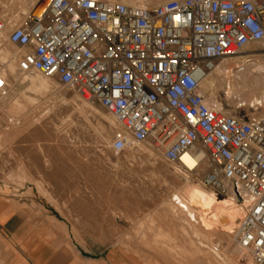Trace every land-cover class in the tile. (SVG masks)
<instances>
[{"label":"built area","instance_id":"obj_1","mask_svg":"<svg viewBox=\"0 0 264 264\" xmlns=\"http://www.w3.org/2000/svg\"><path fill=\"white\" fill-rule=\"evenodd\" d=\"M6 27L18 70L77 89L115 117L114 151L151 140L167 163L233 196L243 210L234 239L264 264V107H210L201 88L220 61L264 40V0H48L22 20L0 16ZM8 87L0 72V92Z\"/></svg>","mask_w":264,"mask_h":264},{"label":"rangeland","instance_id":"obj_2","mask_svg":"<svg viewBox=\"0 0 264 264\" xmlns=\"http://www.w3.org/2000/svg\"><path fill=\"white\" fill-rule=\"evenodd\" d=\"M136 1L155 5L163 0ZM40 4L41 0H0V16L22 20ZM9 32L8 27L0 35V72L9 80L6 92L0 93V197L49 201L71 218L83 241L118 249L128 264H167L164 257L177 262L187 257L190 264L200 259L207 264L201 243L214 247L215 261L240 260L230 235L225 234V241L219 237L222 229L232 231L234 226L215 222L214 229L204 232L200 215L173 213L169 203L178 189L189 195L193 206L208 210L225 197L202 189L198 182L191 183L192 190L184 186L185 177L163 159L151 140L142 147L130 144L123 152L114 151L111 145L118 124L112 114L54 78L25 77L18 70V49L7 41ZM263 43L223 59L220 69L237 73L241 64L264 65ZM254 73H260L264 83V69ZM208 79L214 81L211 93L204 84L208 100L227 102L233 110L246 113L264 107L255 101L259 92L244 93L245 101L227 97L225 73L214 71ZM6 257L5 240L0 236V264ZM245 264L251 263L246 260Z\"/></svg>","mask_w":264,"mask_h":264},{"label":"crops","instance_id":"obj_3","mask_svg":"<svg viewBox=\"0 0 264 264\" xmlns=\"http://www.w3.org/2000/svg\"><path fill=\"white\" fill-rule=\"evenodd\" d=\"M71 221L49 201L0 197V236L7 249L4 264H128L118 249L83 241ZM164 260L167 264H190L187 257L180 262ZM196 264L205 263L197 259Z\"/></svg>","mask_w":264,"mask_h":264},{"label":"bare ground","instance_id":"obj_4","mask_svg":"<svg viewBox=\"0 0 264 264\" xmlns=\"http://www.w3.org/2000/svg\"><path fill=\"white\" fill-rule=\"evenodd\" d=\"M111 1H117V0H111ZM126 1L130 2V3L126 2L127 4H133V5L134 4H144L143 2L142 3H135L136 0H126ZM139 2H141V1H139ZM47 4H48V0H41V4L38 6L35 13H32L31 15H37V14L41 13L42 11H44ZM6 28H8V27H6ZM5 29L3 30L4 32H5ZM3 31H0V35ZM249 46L250 45H248L247 48ZM237 69H239L237 71V73H234L232 71V69L231 70L219 69L220 73H225L228 77V83H227V86L225 87V91H224V92H226L227 97H229V98L230 97H236V98H238V100L240 98V101H245L244 99H242L244 93H246V92H259L260 96L259 97L256 96L255 101H256V103H260L261 105H264V83L262 82V79H261L262 75L260 73H258V74L254 73L256 70H263L264 65L250 62L247 64L238 65ZM239 72H241V73H239ZM23 73H24L25 77H27V78H30V76L37 77V76H39V74L42 75L39 72H27L26 71ZM209 75H211V74H209ZM209 75L202 82L201 88H202L203 93L205 94L206 104L210 107H215L219 104H217L213 99L208 100L206 93L204 92L205 82H207L206 84H207V89H208L209 93L212 92V87L214 86V81H212L210 79L207 80ZM42 76H44V75H42ZM44 77H47V76H44ZM49 78H51V77H49ZM20 80H22V79H20ZM0 93H3V92H0ZM106 118L108 121L113 122V119H111L110 116L106 115ZM113 118H114L115 122H117L114 116H113ZM116 124H118V123H116ZM121 129L122 128L118 125L117 131H119ZM138 144H139V147H142V145H140L142 143H136V142L131 140V145H138ZM146 148H148V147H146ZM148 150L149 149H147V151ZM201 154H202V152H201ZM186 163L191 168L194 167V165H195V161L191 160V159H187ZM202 166L205 167V163H203ZM173 168H175V171L178 174H182V176L185 177V179L187 181H186L184 186L188 187V189L190 188V190H192L190 187L191 183H194V184L196 183V185L199 183L197 179H196L197 180L196 181L192 178L191 174L184 172L180 166L175 165ZM199 185H201L202 189H204L206 191H213L212 189L205 187L200 183H199ZM178 190H175L172 193V195L170 196L171 198L169 200V203L173 206L172 207L173 213L178 211L179 213L182 212V214L189 215L190 213L193 212V216L200 215V217H201L200 218V227L204 230V232H208V231L214 229L215 222L222 227L234 226L232 231H223L224 229H222V232L219 234V237L224 240L225 234L228 233L230 235L231 244L234 246L235 250L240 253V260H236L232 257H230V258L228 257L229 262H230V264H245L246 260L250 261L246 252L243 250V248H241L239 246V244H237V242L235 241L234 236H233V234L235 232V228L237 226V219L243 214V210L241 209L240 204H238L236 202V199L233 196L230 195L228 197H225L221 201H217L214 204V207L211 210H208L206 207L193 206L191 203V199H190L189 195L184 196ZM197 231H199V229H197ZM200 247L206 248L204 250V253H205V258H206L207 264H224V263H221L219 261H215V258L217 259V257H215V255L216 256H218V255L215 252L213 253L214 247L211 248L209 245H206L204 243H201ZM201 252H203V250H201ZM190 257H192V256H190ZM250 263H251V261H250Z\"/></svg>","mask_w":264,"mask_h":264}]
</instances>
